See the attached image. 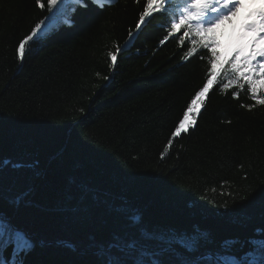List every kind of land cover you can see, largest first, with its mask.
I'll use <instances>...</instances> for the list:
<instances>
[{"label": "trees", "instance_id": "trees-1", "mask_svg": "<svg viewBox=\"0 0 264 264\" xmlns=\"http://www.w3.org/2000/svg\"><path fill=\"white\" fill-rule=\"evenodd\" d=\"M41 2L43 9L36 0H0V155L36 165L17 181L34 199L18 222L38 238L68 237L81 247L93 234L123 230L113 215L123 203L150 225L198 227L217 242L264 228V105L247 86L225 91L227 79L218 77L196 126L162 157L206 82L209 50L197 45L186 57L192 37L180 44L183 30L170 34L160 13L125 46L147 0L103 7L90 0L64 4L21 61L19 41L50 15ZM117 46L124 50L112 65L108 53ZM217 53L221 70L230 56ZM85 260L57 248L28 257L29 264Z\"/></svg>", "mask_w": 264, "mask_h": 264}, {"label": "snow or ice", "instance_id": "snow-or-ice-1", "mask_svg": "<svg viewBox=\"0 0 264 264\" xmlns=\"http://www.w3.org/2000/svg\"><path fill=\"white\" fill-rule=\"evenodd\" d=\"M36 2L41 9L45 7L41 0ZM91 2L104 6L102 0ZM106 2L111 5L113 0ZM76 3L86 7L88 0H76ZM64 4L65 0H46L50 15L36 23L30 34L19 41L16 47L19 60L24 59L30 42L42 32L46 20L55 21L64 14ZM245 5L246 0H172L171 3L170 0H147L139 13L136 33L129 31L125 46L139 33L147 18L160 13L166 17L165 23L170 24V34L183 30V35L178 37L180 44H185L186 37H192L186 57L197 53V45L209 50L211 55L206 82L187 104L161 153L162 157L169 152L175 138L196 126L200 107L205 105L206 96L213 85L220 82L218 77L221 75L227 79L223 90L230 86L239 89L247 86L251 98L264 105V46H260L264 45V0H247L246 20L250 22L240 25L241 31L230 48V58L226 60L227 67L222 64L221 70L217 69L219 42L215 36L208 35ZM160 43H165V39ZM123 50L117 46L114 52L108 53L112 65L116 64L117 54ZM233 96L238 97V92L233 91ZM35 170L36 165L27 159L0 155V264H29L28 257L38 248H57L78 257H87L83 264H264V228H255L244 238L225 237L217 242L209 232L198 227L189 232L150 225L141 209L128 203L113 209V215L122 223L123 230H111L102 236L93 234L86 247L68 237L38 238L17 220L34 203L32 189L18 185L17 181L22 174H35ZM9 248L11 252L6 258L5 252Z\"/></svg>", "mask_w": 264, "mask_h": 264}, {"label": "rangeland", "instance_id": "rangeland-1", "mask_svg": "<svg viewBox=\"0 0 264 264\" xmlns=\"http://www.w3.org/2000/svg\"><path fill=\"white\" fill-rule=\"evenodd\" d=\"M230 22L226 20L222 21L219 25H217L213 31L210 33L211 36H215L218 40V46H217V49H220L221 50V54L223 56H227V55H230V48L232 47L233 43H234V40H235V37L236 35L240 32L239 30L234 34H233V38L231 40V43H230V46L228 49H223L221 47V41L224 37V35L226 33H228V31L232 30V27L235 25L234 24V18H230Z\"/></svg>", "mask_w": 264, "mask_h": 264}, {"label": "bare ground", "instance_id": "bare-ground-1", "mask_svg": "<svg viewBox=\"0 0 264 264\" xmlns=\"http://www.w3.org/2000/svg\"><path fill=\"white\" fill-rule=\"evenodd\" d=\"M88 1H90V0H88ZM103 2V1H102ZM104 3V2H103ZM242 20H243V23H246V22H249V21H247L246 19H243L242 18ZM242 24V23H241ZM234 33V32H233ZM228 37H230V35H228Z\"/></svg>", "mask_w": 264, "mask_h": 264}]
</instances>
